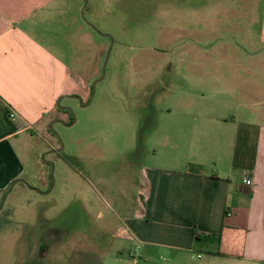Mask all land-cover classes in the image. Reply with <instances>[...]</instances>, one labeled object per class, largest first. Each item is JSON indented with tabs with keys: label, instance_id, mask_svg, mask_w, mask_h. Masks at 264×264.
Wrapping results in <instances>:
<instances>
[{
	"label": "rangeland",
	"instance_id": "1",
	"mask_svg": "<svg viewBox=\"0 0 264 264\" xmlns=\"http://www.w3.org/2000/svg\"><path fill=\"white\" fill-rule=\"evenodd\" d=\"M87 5L80 12L85 44L55 45L81 87L97 82L93 99L88 104L83 97L88 106L81 107L61 97L76 122L66 126L70 118L57 106L37 135H23L29 141L17 147L22 180L35 190L17 184L7 198L13 223L0 231V264H173L168 254L143 257L126 228L141 201L145 170L221 154L220 137L206 139L219 127L210 122L231 111L255 121L253 108L239 106L235 86L240 78L246 92L254 85L264 90V0ZM55 121H61L52 128L57 135L48 132ZM195 125L202 130L196 136ZM194 138L205 143L196 147ZM60 140L64 150L43 160ZM193 255L184 263H234Z\"/></svg>",
	"mask_w": 264,
	"mask_h": 264
},
{
	"label": "crops",
	"instance_id": "2",
	"mask_svg": "<svg viewBox=\"0 0 264 264\" xmlns=\"http://www.w3.org/2000/svg\"><path fill=\"white\" fill-rule=\"evenodd\" d=\"M83 5L84 0H0V198L26 176L17 151L29 139L23 135H37L35 128L61 97L88 99L55 45L85 44ZM236 83L239 106L253 108L255 121L232 111L212 120L219 127L206 142L220 137L221 154L145 170L141 201L125 219L143 257L168 254L173 264H187L196 254L201 260L208 255L264 264V90L254 85L248 93L243 79ZM198 126L195 136L202 131Z\"/></svg>",
	"mask_w": 264,
	"mask_h": 264
},
{
	"label": "water",
	"instance_id": "3",
	"mask_svg": "<svg viewBox=\"0 0 264 264\" xmlns=\"http://www.w3.org/2000/svg\"><path fill=\"white\" fill-rule=\"evenodd\" d=\"M87 3H88V0H84V5H83V10L82 11H84V9H85V7L87 6ZM112 45H113V42H112ZM111 45V46H112ZM109 55H110V50H109V52H108V54H107V56H106V61H105V64H104V66H103V70H102V77L98 80V82H100L101 80H103V78H104V76H105V72H106V63H107V61H108V58H109ZM97 84V82L94 84V90H95V85ZM93 96H94V93L92 94V97H91V99H90V101H89V103L88 104H90L91 103V100L93 99ZM74 99H76V100H78V102H79V104H80V106L81 107H86V106H88V104L87 105H83V100H82V98L81 97H73ZM57 106H58V108H59V110H61V111H69V112H71V113H73V111L70 109V108H68V107H61V99L58 101V103H57ZM73 118H74V121H73V123H71V124H64V125H66V126H72L75 122H76V118H75V116H74V114H73ZM55 123H61V121H55L52 125H51V127H50V130L54 133V134H56L54 131H53V125L55 124ZM57 135V134H56ZM64 150V146H63V144H62V142H61V140H60V147L58 148V149H52V150H50V151H48L46 154H44V156L42 157V159L44 160L45 159V157H46V155H49V154H56V153H60V152H62ZM50 165L52 166V169H53V164H51L50 163ZM17 184H23L25 187H27L28 189H30V190H35V189H33L32 187H30L24 180H22V179H20V180H18V181H16V182H14L11 186H10V188H9V190H8V192H7V195L12 191V189L14 188V186L15 185H17Z\"/></svg>",
	"mask_w": 264,
	"mask_h": 264
},
{
	"label": "trees",
	"instance_id": "4",
	"mask_svg": "<svg viewBox=\"0 0 264 264\" xmlns=\"http://www.w3.org/2000/svg\"><path fill=\"white\" fill-rule=\"evenodd\" d=\"M88 8H89V6L87 5V7H85V9H84V12L88 11ZM55 107L57 108V104H56ZM57 110H58V108H57ZM48 132H49L50 134H52V132H51L50 129H48ZM67 157H68V156H67ZM67 157H65V161H66V162L73 163V164L76 165V166L78 165L77 160L73 159V162H72V161L69 160V158H67ZM50 167H51V166H50ZM14 182H16V181H14ZM14 182H12V183L10 184V186H11ZM18 185H21V186H22V184H18ZM10 186H9L4 192H2V196H1V198H0V231H3V230H5V229H7V228L13 223V221H12L13 210H12L11 208H7L6 205H5V203H6V201H7V198L9 197V195L12 194V192H13V190H14V188H15V186H14V188L12 189V191L7 195V192H8V190H9Z\"/></svg>",
	"mask_w": 264,
	"mask_h": 264
},
{
	"label": "flooded vegetation",
	"instance_id": "5",
	"mask_svg": "<svg viewBox=\"0 0 264 264\" xmlns=\"http://www.w3.org/2000/svg\"><path fill=\"white\" fill-rule=\"evenodd\" d=\"M92 88L90 89V90H88L89 92V94H88V99H87V103L89 102V100H90V98L92 97ZM68 99H72V100H74V101H76V102H78V100H76V99H74L73 97H81L82 98V100H83V95L82 94H71V95H69V96H66ZM79 103V102H78ZM83 104H84V102H83ZM65 113H67V115L69 116V118H70V123H68V124H71V123H73V121H74V118H73V113H71V112H69V111H64ZM49 166H51L50 164H48Z\"/></svg>",
	"mask_w": 264,
	"mask_h": 264
},
{
	"label": "built area",
	"instance_id": "6",
	"mask_svg": "<svg viewBox=\"0 0 264 264\" xmlns=\"http://www.w3.org/2000/svg\"><path fill=\"white\" fill-rule=\"evenodd\" d=\"M12 117H13V116H12ZM246 183H247V184H251V182H250V181H247ZM199 257H200V256H199Z\"/></svg>",
	"mask_w": 264,
	"mask_h": 264
}]
</instances>
